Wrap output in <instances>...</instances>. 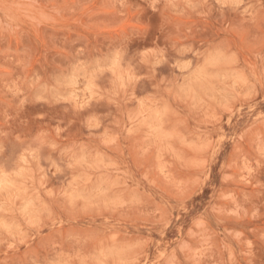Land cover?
I'll use <instances>...</instances> for the list:
<instances>
[{"label": "rangeland", "instance_id": "1", "mask_svg": "<svg viewBox=\"0 0 264 264\" xmlns=\"http://www.w3.org/2000/svg\"><path fill=\"white\" fill-rule=\"evenodd\" d=\"M0 264H264V0H0Z\"/></svg>", "mask_w": 264, "mask_h": 264}]
</instances>
